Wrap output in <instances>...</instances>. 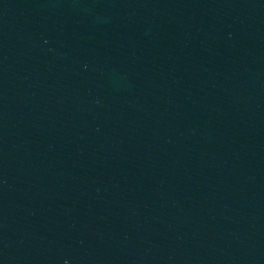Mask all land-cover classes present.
<instances>
[{"label": "water", "instance_id": "water-1", "mask_svg": "<svg viewBox=\"0 0 264 264\" xmlns=\"http://www.w3.org/2000/svg\"><path fill=\"white\" fill-rule=\"evenodd\" d=\"M0 264H264V0H0Z\"/></svg>", "mask_w": 264, "mask_h": 264}]
</instances>
